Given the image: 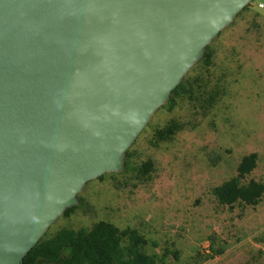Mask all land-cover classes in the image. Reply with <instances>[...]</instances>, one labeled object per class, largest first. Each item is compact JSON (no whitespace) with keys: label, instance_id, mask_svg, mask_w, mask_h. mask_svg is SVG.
Instances as JSON below:
<instances>
[{"label":"water","instance_id":"obj_1","mask_svg":"<svg viewBox=\"0 0 264 264\" xmlns=\"http://www.w3.org/2000/svg\"><path fill=\"white\" fill-rule=\"evenodd\" d=\"M250 1L0 0V264H27L87 181L123 169Z\"/></svg>","mask_w":264,"mask_h":264},{"label":"rangeland","instance_id":"obj_2","mask_svg":"<svg viewBox=\"0 0 264 264\" xmlns=\"http://www.w3.org/2000/svg\"><path fill=\"white\" fill-rule=\"evenodd\" d=\"M252 1V0H251ZM248 2L127 149L129 164L87 181L78 204L41 238L104 221L135 230L157 264H264V191L255 204H220L212 188L235 176L264 185V10ZM173 124L164 139L156 131Z\"/></svg>","mask_w":264,"mask_h":264},{"label":"trees","instance_id":"obj_3","mask_svg":"<svg viewBox=\"0 0 264 264\" xmlns=\"http://www.w3.org/2000/svg\"><path fill=\"white\" fill-rule=\"evenodd\" d=\"M209 45L205 47L202 56L206 64L211 63V55L207 53ZM183 80L172 90L175 93L183 90ZM169 98L166 105H169ZM173 124L156 131L159 139H164L173 133ZM126 151L124 170L143 173L147 166L131 165ZM255 165V154L245 156L240 161L237 174L212 188V194L220 204L231 206L236 202L255 204L264 191V185L250 180L241 182ZM74 207V206H73ZM73 207L67 208L68 213ZM135 230H120L111 223L100 221L90 229H62L49 238L39 241L23 257L27 264H42L61 259L60 264H157L153 255L142 250V243Z\"/></svg>","mask_w":264,"mask_h":264},{"label":"built area","instance_id":"obj_4","mask_svg":"<svg viewBox=\"0 0 264 264\" xmlns=\"http://www.w3.org/2000/svg\"><path fill=\"white\" fill-rule=\"evenodd\" d=\"M251 3L254 8L264 10V0H252Z\"/></svg>","mask_w":264,"mask_h":264}]
</instances>
